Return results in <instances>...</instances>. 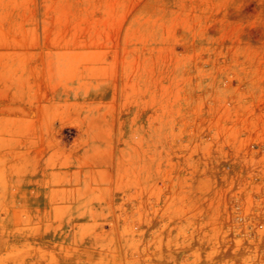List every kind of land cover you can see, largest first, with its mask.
I'll return each instance as SVG.
<instances>
[{"label":"rangeland","instance_id":"rangeland-1","mask_svg":"<svg viewBox=\"0 0 264 264\" xmlns=\"http://www.w3.org/2000/svg\"><path fill=\"white\" fill-rule=\"evenodd\" d=\"M0 264H264V0H0Z\"/></svg>","mask_w":264,"mask_h":264}]
</instances>
